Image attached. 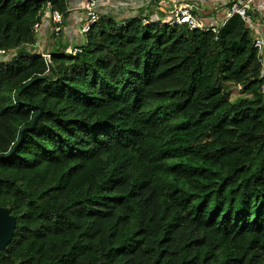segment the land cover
Masks as SVG:
<instances>
[{"label":"trees","instance_id":"trees-1","mask_svg":"<svg viewBox=\"0 0 264 264\" xmlns=\"http://www.w3.org/2000/svg\"><path fill=\"white\" fill-rule=\"evenodd\" d=\"M68 2L0 0V50L17 52L0 62V208L16 221L0 264H264L251 30L106 14L49 60L27 53Z\"/></svg>","mask_w":264,"mask_h":264},{"label":"built area","instance_id":"built-area-1","mask_svg":"<svg viewBox=\"0 0 264 264\" xmlns=\"http://www.w3.org/2000/svg\"><path fill=\"white\" fill-rule=\"evenodd\" d=\"M219 3L218 0H213ZM204 2V1H197ZM226 7L225 18L220 23L214 17H211L209 23L200 19L196 14V3H178L174 6L170 13L167 22L170 24H186L190 29L199 28L201 30L217 31L218 27L223 26L230 18L235 15L241 17L246 26L251 30L253 45L258 51L259 61L262 66L261 77H264V0H223ZM109 5V8H118V0H82V4L77 3V0H69L67 17L59 10H53L51 5H48L41 21L34 25V33L36 38L34 43L27 45L23 49L30 54H39L45 59L51 58L50 47L56 46L57 42L65 43L64 37L68 36L71 44H76L74 38L78 35H86L103 15V8ZM81 11L82 17L79 19V25H73L70 21L78 19L75 13ZM108 15V14H107ZM158 20V19H156ZM150 20L143 18V25L148 24ZM84 40L83 42H85ZM83 42H78L79 44ZM80 52V49L73 48L72 54ZM17 52H7L0 50V62H10ZM264 95V87L262 88Z\"/></svg>","mask_w":264,"mask_h":264},{"label":"crops","instance_id":"crops-1","mask_svg":"<svg viewBox=\"0 0 264 264\" xmlns=\"http://www.w3.org/2000/svg\"><path fill=\"white\" fill-rule=\"evenodd\" d=\"M197 1L200 0H118V19L143 15L144 17L149 16V19H158L167 22L175 5L178 3L194 2L197 7L195 12L201 20L209 23L211 17H214L220 23L222 22L226 14V7L223 0H218L219 3H216L213 0H201L204 1L202 3ZM77 3L82 4V0H77ZM82 15L83 13L81 11L75 13V16H77L78 19H73L70 22L73 25H79V19ZM73 45H79V43L77 42ZM54 46H52V48Z\"/></svg>","mask_w":264,"mask_h":264},{"label":"water","instance_id":"water-1","mask_svg":"<svg viewBox=\"0 0 264 264\" xmlns=\"http://www.w3.org/2000/svg\"><path fill=\"white\" fill-rule=\"evenodd\" d=\"M15 224V219L6 210L0 208V251L10 242Z\"/></svg>","mask_w":264,"mask_h":264},{"label":"rangeland","instance_id":"rangeland-1","mask_svg":"<svg viewBox=\"0 0 264 264\" xmlns=\"http://www.w3.org/2000/svg\"><path fill=\"white\" fill-rule=\"evenodd\" d=\"M109 7L110 6L107 5L106 8H103L102 12H104L105 14H108V15H114L118 19V8L115 7V8L110 9ZM84 40H85V35H83V34L78 35L74 38V42H83ZM64 41L69 43L70 42L69 37L65 36ZM56 44H58V42ZM50 48H52V47H50ZM229 90L231 91L232 101L238 99L240 96H244L243 94H241V92L237 88H235V86H230Z\"/></svg>","mask_w":264,"mask_h":264}]
</instances>
